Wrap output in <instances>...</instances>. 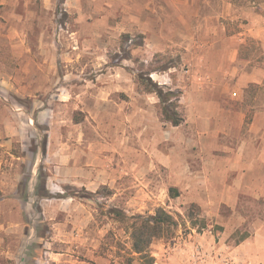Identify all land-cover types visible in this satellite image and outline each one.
I'll return each mask as SVG.
<instances>
[{
	"label": "rangeland",
	"instance_id": "1",
	"mask_svg": "<svg viewBox=\"0 0 264 264\" xmlns=\"http://www.w3.org/2000/svg\"><path fill=\"white\" fill-rule=\"evenodd\" d=\"M190 1L0 0V264H126L130 222L114 211L157 209L178 225L153 240L154 264H264L251 237L264 202L208 205L188 174L204 172L205 130L230 114L206 116L213 79L229 101L244 92L243 106L263 107L264 79L238 82L264 76V0H207L199 13ZM149 81L175 96L162 104Z\"/></svg>",
	"mask_w": 264,
	"mask_h": 264
},
{
	"label": "crops",
	"instance_id": "2",
	"mask_svg": "<svg viewBox=\"0 0 264 264\" xmlns=\"http://www.w3.org/2000/svg\"><path fill=\"white\" fill-rule=\"evenodd\" d=\"M178 3L180 4V1ZM208 7L210 3L207 0H191L189 3V8H194L195 13H199L201 8ZM222 7L229 8V3L224 1ZM205 58L206 63H209L207 55ZM236 72L237 69L232 70L233 77L236 76ZM225 74L221 69L211 72V75L218 79L223 78ZM263 79L264 76L254 73L246 74L238 84L243 88L251 83L261 84ZM215 83L214 79L210 82L212 88L217 87V91L211 89L212 91L207 92L209 94H205L202 101L205 111H208L206 116L210 114L214 117L226 106L230 114L227 116V121L223 118L221 128H216L212 124L205 130L212 140L211 148L207 152L208 160L204 163V172L193 175L189 171L190 181L194 183L191 188L204 190V202L211 206H227L234 209L240 206L244 199L264 202V124H261L262 121L264 123V104L263 107L243 106L247 99L244 92L240 93L235 102H231L229 99H232L228 96L229 84L226 83L218 89V84ZM232 96L237 97L238 93L233 92ZM198 100L196 98L193 103L195 110L202 107ZM247 111L252 113L248 126H246ZM179 127L181 126L175 128ZM220 133L225 135V139L219 146L213 138ZM195 175L197 177L192 181L191 178ZM261 225L253 231L251 237L264 239V224Z\"/></svg>",
	"mask_w": 264,
	"mask_h": 264
},
{
	"label": "trees",
	"instance_id": "3",
	"mask_svg": "<svg viewBox=\"0 0 264 264\" xmlns=\"http://www.w3.org/2000/svg\"><path fill=\"white\" fill-rule=\"evenodd\" d=\"M170 68L166 67L165 69ZM163 69V70H165ZM150 92L158 96L162 104L168 103L170 98L175 96L171 90L164 92L162 87L149 81ZM163 116L167 122H170L173 127H178L183 122V119L176 113H171L170 108L165 106L163 108ZM44 182V179L37 177L35 185V193L39 195V190ZM170 192L173 198L178 197L176 190L171 189ZM25 193L24 199L27 198ZM115 215L121 222H130V239L132 242L131 253L136 255V258L130 257L126 264H154V258L150 253V247L155 239L170 238L172 237L173 231L177 228V220L168 212L163 209H157L153 215H133L126 217L121 211L115 210Z\"/></svg>",
	"mask_w": 264,
	"mask_h": 264
}]
</instances>
